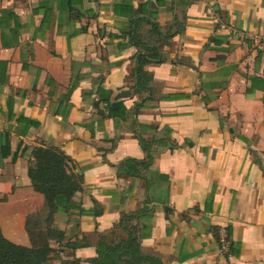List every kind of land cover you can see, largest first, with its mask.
<instances>
[{
  "label": "crops",
  "instance_id": "crops-1",
  "mask_svg": "<svg viewBox=\"0 0 264 264\" xmlns=\"http://www.w3.org/2000/svg\"><path fill=\"white\" fill-rule=\"evenodd\" d=\"M23 146L70 158L89 215L48 235ZM120 219L163 264H264V0H0L3 235L91 264Z\"/></svg>",
  "mask_w": 264,
  "mask_h": 264
},
{
  "label": "trees",
  "instance_id": "trees-1",
  "mask_svg": "<svg viewBox=\"0 0 264 264\" xmlns=\"http://www.w3.org/2000/svg\"><path fill=\"white\" fill-rule=\"evenodd\" d=\"M142 65H137L135 71L139 72ZM112 110L110 107L109 114ZM21 150H28L34 159L27 168V175L33 189L42 194L46 200L48 235L54 232L50 226L57 212L77 210L80 215L90 214L89 210L81 208L72 200L73 195L82 188V177L70 170V158L62 150L42 146L30 149L23 146ZM15 153L12 157L13 161ZM118 226L127 231L126 236L117 235L109 239L103 235L97 242V254L90 259L91 264H163L156 256L142 254L133 230L123 224V219H120ZM79 246L80 244H72L73 248ZM51 251L52 249L47 245L28 247L14 243L3 235L0 228V264H45ZM60 264H80V260L77 258L62 260Z\"/></svg>",
  "mask_w": 264,
  "mask_h": 264
},
{
  "label": "built area",
  "instance_id": "built-area-1",
  "mask_svg": "<svg viewBox=\"0 0 264 264\" xmlns=\"http://www.w3.org/2000/svg\"><path fill=\"white\" fill-rule=\"evenodd\" d=\"M218 242L220 244L221 249L226 251L227 248H228V246H227L228 245V241H227L226 232L224 230L219 235Z\"/></svg>",
  "mask_w": 264,
  "mask_h": 264
},
{
  "label": "water",
  "instance_id": "water-1",
  "mask_svg": "<svg viewBox=\"0 0 264 264\" xmlns=\"http://www.w3.org/2000/svg\"><path fill=\"white\" fill-rule=\"evenodd\" d=\"M112 106H115V103H112Z\"/></svg>",
  "mask_w": 264,
  "mask_h": 264
}]
</instances>
